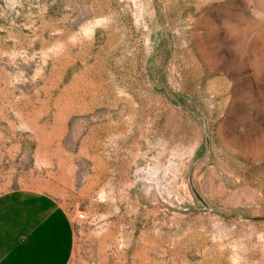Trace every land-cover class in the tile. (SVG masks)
Returning a JSON list of instances; mask_svg holds the SVG:
<instances>
[{
  "label": "rangeland",
  "instance_id": "1",
  "mask_svg": "<svg viewBox=\"0 0 264 264\" xmlns=\"http://www.w3.org/2000/svg\"><path fill=\"white\" fill-rule=\"evenodd\" d=\"M15 188L68 211L70 264H264V0H0Z\"/></svg>",
  "mask_w": 264,
  "mask_h": 264
},
{
  "label": "crops",
  "instance_id": "2",
  "mask_svg": "<svg viewBox=\"0 0 264 264\" xmlns=\"http://www.w3.org/2000/svg\"><path fill=\"white\" fill-rule=\"evenodd\" d=\"M74 222L50 194L27 188L0 193V264H70Z\"/></svg>",
  "mask_w": 264,
  "mask_h": 264
},
{
  "label": "built area",
  "instance_id": "3",
  "mask_svg": "<svg viewBox=\"0 0 264 264\" xmlns=\"http://www.w3.org/2000/svg\"><path fill=\"white\" fill-rule=\"evenodd\" d=\"M83 217H84L83 214H79V215H78V218H79V219H82Z\"/></svg>",
  "mask_w": 264,
  "mask_h": 264
}]
</instances>
